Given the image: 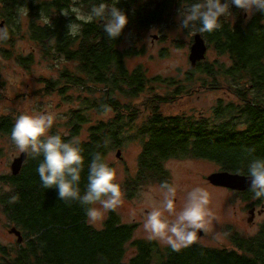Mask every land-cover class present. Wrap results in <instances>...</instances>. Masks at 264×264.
<instances>
[{
	"label": "trees",
	"instance_id": "obj_1",
	"mask_svg": "<svg viewBox=\"0 0 264 264\" xmlns=\"http://www.w3.org/2000/svg\"><path fill=\"white\" fill-rule=\"evenodd\" d=\"M198 2L202 0H119L117 7L128 14L129 22L121 36L112 40L105 36L103 22L90 21L88 14L93 4L112 5L114 0L41 3L0 0V13L9 23L16 25L20 11L25 10L30 38L43 49L44 55L75 64L76 70H63L60 74L63 83L51 82L50 89L61 95L80 90L93 97L88 96L82 107L69 111L67 133H50L60 134L65 141L73 138L80 141L84 157L82 192L93 155L101 153L107 164L109 153L133 134L141 138L142 150L135 179L124 184L128 196L141 185L168 182L165 165L171 159H203L216 163L222 171L247 175L249 162L264 158V14L261 13L252 14L249 21L243 20V16L234 21L228 14L222 16L221 26L211 33L199 32L198 22L186 30L200 34L208 48L230 60L225 65L205 59L191 68L186 81L192 83V72L208 75L216 82L224 78L234 101L219 99L211 119H194L163 115L159 107L166 99L155 95L149 115L135 127L138 110L131 101L154 91L152 85L159 81L149 78L143 66L127 67L129 60L144 54V49L137 47L142 32L178 21V8L186 12L189 5ZM62 11L69 15H63ZM70 23L73 26L69 29ZM126 40L132 43L123 48ZM29 60L30 57L27 64ZM185 90L179 85L175 91L183 94ZM97 93H101L99 99L94 96ZM122 99L130 102L122 104ZM102 104L110 106L114 117L92 124L90 113L103 112ZM14 122L12 117L0 116V136H11ZM42 158L28 156L19 174L2 177L11 191L0 196V206L13 228L22 232L23 240L16 247L0 243V264H154L155 257L158 259L155 264H264V241L260 242L257 259L236 254L226 257L224 251H208L200 245L176 252L162 249L155 241L136 238L138 225L122 222L116 210L110 211L103 227L97 229L86 223L79 203L66 204L57 199L55 189L41 187L36 169ZM12 196L18 197L15 203L9 202ZM263 202L264 199H258V203ZM208 252L212 254L210 260Z\"/></svg>",
	"mask_w": 264,
	"mask_h": 264
},
{
	"label": "rangeland",
	"instance_id": "obj_2",
	"mask_svg": "<svg viewBox=\"0 0 264 264\" xmlns=\"http://www.w3.org/2000/svg\"><path fill=\"white\" fill-rule=\"evenodd\" d=\"M29 1L41 3L46 0ZM230 10L228 15L233 21L242 16L243 20L249 21L252 17L251 13L248 15L235 6H232ZM20 13L21 15L19 14V17L16 18L18 22L16 25L19 24V26L16 27L14 23H10L8 25L9 38L0 41V116L12 117L15 120L23 112L28 114L50 112L55 115V122L49 134L51 131L67 133L66 118L69 111L82 107L83 99L88 96L90 99L93 97L80 90H70L67 91V94L61 95L57 90L50 89L51 82L63 83L60 80L63 70H76V66L75 64H66L58 57L44 55L43 49L30 38L27 13L25 10ZM77 14L83 16L80 13ZM177 29L178 21L171 24H160L142 32L137 47L143 48L144 54L127 62L129 69L143 66L149 78L159 79L158 83L154 82L152 85L154 91H148L138 99L131 101L132 106L138 110L135 127L141 125L149 115L151 100L155 95L166 99V102L160 104L159 107L163 115L193 117L194 119L202 117L211 119L213 109L219 99L224 102L235 100L228 87V81L224 78H219L216 82L208 75L192 72V83L186 81L193 70L189 56L196 33H188L182 28ZM74 30H77V26H74ZM131 43V40H126L122 47L127 48ZM29 57L30 60L27 64L26 60ZM205 59L211 63L230 64L228 57H221L210 48H208ZM179 85L186 88L183 94H178L175 91ZM94 96L99 99L101 93ZM121 101L122 104L130 102L127 99ZM113 117L112 110L109 113L97 110L90 113L92 124L107 121ZM87 128L88 126H86V130ZM84 137H87L86 132H84ZM141 150V138L136 134H133L129 139L125 137L124 143L109 153L107 164L115 169V182L120 185L123 196V205L116 212L119 213L122 222L138 225L136 238L147 240L142 230L144 215L148 210L146 194H150L156 201H159L161 183L153 182L141 185L132 196H128L129 190L124 187L127 180L136 177ZM21 154L22 152L12 142L11 136H0V196L4 192L11 191L10 186L3 182L2 177L12 174V163ZM165 168L169 172L168 183L177 187L179 206L186 198L187 191L194 186L204 187L210 193V209L213 219L208 225L207 237L200 241L201 245L218 248L221 243L227 244L225 227L237 220L239 227L246 230L243 231L244 234L259 232L264 225L263 215L257 218V225L253 231L249 230L248 225L242 223V220L249 216L246 201L243 200L238 204L237 200L235 201V198L229 193L208 186V176L220 170L216 163L193 158L171 159L166 163ZM252 199L256 200L254 197ZM257 207L259 209L260 205ZM132 210H135L134 218L131 216ZM229 211H231V215H229ZM108 213H105L101 222L93 226L97 229L102 228ZM12 228L13 226L0 206V243L16 247L17 236L9 232ZM217 233L220 234L218 239L215 238ZM157 243L162 249L168 248ZM154 259L153 263L155 264L158 259L156 257Z\"/></svg>",
	"mask_w": 264,
	"mask_h": 264
},
{
	"label": "clouds",
	"instance_id": "obj_3",
	"mask_svg": "<svg viewBox=\"0 0 264 264\" xmlns=\"http://www.w3.org/2000/svg\"><path fill=\"white\" fill-rule=\"evenodd\" d=\"M119 0L112 5L93 4L89 20H100L108 39L119 38L129 22L128 14L117 7ZM232 6L247 13L264 14V0H202L187 7L186 12L177 9L178 29L189 30L199 23L198 31L211 33L221 25L220 18L230 14ZM68 16L67 12L62 11ZM73 23L68 25L70 29ZM9 38L7 27H0V41ZM150 39V38H149ZM148 39V40H149ZM104 113L111 112L110 106H100ZM55 122L50 112L28 114L23 112L15 118L11 129V140L20 152L32 158L42 156L36 169L41 187L55 189L57 199L71 205L77 202L83 208L86 223L95 225L101 222L105 213L115 211L123 205L121 187L115 182L116 171L96 152L88 165L87 184L80 188L84 157L78 139L65 141L60 134H49ZM108 141L104 142L107 147ZM254 151L249 149V152ZM248 190L255 199H264V158H254L249 162L246 179ZM159 201L146 194L147 211L142 222L145 239L157 241L179 252L198 242V233L208 232L213 219L210 209V193L201 186L187 191L186 198L178 208L176 203L177 187L167 181L159 186ZM17 196L10 197L15 203ZM231 215V211H229ZM131 216L134 218L135 210ZM217 233L215 238H219Z\"/></svg>",
	"mask_w": 264,
	"mask_h": 264
},
{
	"label": "flooded vegetation",
	"instance_id": "obj_4",
	"mask_svg": "<svg viewBox=\"0 0 264 264\" xmlns=\"http://www.w3.org/2000/svg\"><path fill=\"white\" fill-rule=\"evenodd\" d=\"M10 23L8 22V19L3 17L0 13V27H7ZM10 28V27H9ZM195 159V158H193ZM196 160H203V159H196ZM207 161V160H206ZM217 172H222L220 169ZM215 173V172H214ZM208 186L216 189V190H222L224 192L229 193L230 195L235 198V201L237 200L238 204H240L243 200L246 201V207L248 210V217L244 218L242 220V223L248 225L249 230L253 231L255 226L257 225V218L264 215V202L258 203V199L253 201V193H251L248 189L245 191H235L232 189L219 187L211 184L207 180ZM184 191V190H182ZM183 193V192H182ZM250 199V200H249ZM176 203L177 207L179 208V200L176 197ZM257 205H260V208L258 209ZM253 211V213H251ZM238 220L234 223H229L225 227V236L227 238V244L224 243L219 245L218 248L212 247L210 245H201L200 241L207 237V233L204 232V235L198 240L197 243L193 244L194 246H203L208 251H219V252H225L226 257H231V254H236L238 256L247 255L250 256L253 259H257V252L260 247V242L264 241V225L260 228L259 232H255L253 234H244L243 227H239ZM18 230V229H17ZM20 231V230H19ZM246 231V230H245ZM21 232V231H20ZM15 235V234H14ZM22 235V232H21ZM23 238V236H22ZM18 239V238H17ZM23 240V239H22ZM247 246V247H246ZM251 246V248H248ZM264 247V245H262ZM171 249L170 247H168ZM208 259L212 257V254L208 252ZM221 256V255H220Z\"/></svg>",
	"mask_w": 264,
	"mask_h": 264
},
{
	"label": "water",
	"instance_id": "obj_5",
	"mask_svg": "<svg viewBox=\"0 0 264 264\" xmlns=\"http://www.w3.org/2000/svg\"><path fill=\"white\" fill-rule=\"evenodd\" d=\"M208 51V46L204 40V38L200 34H196L193 40V44L191 46V53L189 56V60L191 62V68H195L197 63L205 60L206 53ZM120 154L118 153V156ZM27 155L22 153L20 157L16 158L11 166L12 174L17 175L22 169L24 162L27 159ZM208 181L219 187H224L228 189H232L235 191H245L248 189V185L246 182L247 175L231 173L228 171L216 172L208 176ZM253 213V211H251ZM10 233L15 234L18 238V242H22V235L19 230L16 228H12L9 230ZM204 235V232L198 233V240Z\"/></svg>",
	"mask_w": 264,
	"mask_h": 264
}]
</instances>
